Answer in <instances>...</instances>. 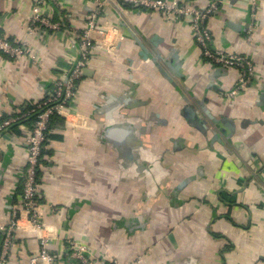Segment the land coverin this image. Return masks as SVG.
Returning <instances> with one entry per match:
<instances>
[{
	"label": "crops",
	"instance_id": "crops-1",
	"mask_svg": "<svg viewBox=\"0 0 264 264\" xmlns=\"http://www.w3.org/2000/svg\"><path fill=\"white\" fill-rule=\"evenodd\" d=\"M57 1L44 9L65 28L41 37L29 32L35 0H0V34L39 60L0 53V123L45 99L80 57L95 3ZM99 23L107 35L95 37L75 107L51 119L40 161L58 264H80L69 239L120 264H264V0H225L208 22L218 48L255 62L235 97L222 93L239 70L204 59L190 18L110 5ZM28 119L0 133V251L21 206ZM21 225L6 264L40 251L39 233Z\"/></svg>",
	"mask_w": 264,
	"mask_h": 264
},
{
	"label": "built area",
	"instance_id": "built-area-1",
	"mask_svg": "<svg viewBox=\"0 0 264 264\" xmlns=\"http://www.w3.org/2000/svg\"><path fill=\"white\" fill-rule=\"evenodd\" d=\"M95 6L90 10L85 28L81 32L79 49L80 57L73 66L65 71L54 83L45 99L36 104L29 112L14 116L0 123V133L5 129L19 124L21 121L35 116L32 128L27 137L28 162L23 175V193L21 206L16 210L11 224L4 229V238L0 251V264H6L11 250L13 235L27 220L39 233L41 248L39 253L31 259L32 264H58V260L49 250V236L43 234L45 227L40 211V179L39 167L43 147L47 141L51 119L56 115L67 114L69 108L75 107L77 87L83 77L84 70L91 62L94 49L100 48L101 43L95 39L96 35L106 36L108 28L99 23L105 9L114 5L118 8L131 5L134 8L162 12L167 16L188 17L195 35L197 46L201 49L204 59L211 65H221L237 68L239 80L231 91L223 92L225 97H235L242 90L248 88L256 77L255 62L252 58L227 52L218 48L214 43L213 34L209 29V20L218 14L225 0H207V6L201 7L193 3L194 0H92ZM46 2L59 7L57 0H35L29 32L43 37L45 34H60L65 28V20H55L52 11H46ZM61 11H59L60 13ZM57 13V12H56ZM55 13V14H56ZM0 53L18 59L30 57L39 62L32 53L29 43H13L0 34ZM67 255L80 264H120L116 260L109 261L106 256L96 257L87 246L76 240H67L64 246Z\"/></svg>",
	"mask_w": 264,
	"mask_h": 264
},
{
	"label": "water",
	"instance_id": "water-1",
	"mask_svg": "<svg viewBox=\"0 0 264 264\" xmlns=\"http://www.w3.org/2000/svg\"><path fill=\"white\" fill-rule=\"evenodd\" d=\"M87 72H88V71H87V69H86V70L84 71V74H86ZM209 118H210V119H212V120H213V122H214L215 124L219 123V121H218V120H216V119H214V118H213V116H212V115H210V114H209Z\"/></svg>",
	"mask_w": 264,
	"mask_h": 264
},
{
	"label": "trees",
	"instance_id": "trees-1",
	"mask_svg": "<svg viewBox=\"0 0 264 264\" xmlns=\"http://www.w3.org/2000/svg\"><path fill=\"white\" fill-rule=\"evenodd\" d=\"M57 116V115H56ZM34 120H35V116L34 115H32L29 119H28V121H30V122H34Z\"/></svg>",
	"mask_w": 264,
	"mask_h": 264
}]
</instances>
